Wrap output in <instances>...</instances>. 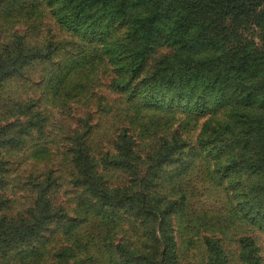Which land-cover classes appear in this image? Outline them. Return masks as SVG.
Here are the masks:
<instances>
[{"label":"trees","instance_id":"trees-1","mask_svg":"<svg viewBox=\"0 0 264 264\" xmlns=\"http://www.w3.org/2000/svg\"><path fill=\"white\" fill-rule=\"evenodd\" d=\"M0 25V259L264 264V0H0ZM31 159L45 169L14 213L12 165ZM216 187L223 214L194 211Z\"/></svg>","mask_w":264,"mask_h":264},{"label":"rangeland","instance_id":"rangeland-1","mask_svg":"<svg viewBox=\"0 0 264 264\" xmlns=\"http://www.w3.org/2000/svg\"><path fill=\"white\" fill-rule=\"evenodd\" d=\"M1 26V25H0ZM5 36H8V34H5ZM37 77V76H36ZM22 83H20L18 86L15 84L11 85V95L13 97H20V96H25L26 94L31 92V89H27L26 87L21 86ZM98 91L106 96H108V98H113V94L110 93L109 89L107 87L100 86L98 88ZM178 117H182V114L177 113L175 115V118ZM60 118V116H56L55 119ZM201 118V117H200ZM202 119V118H201ZM203 120V119H202ZM103 124L101 125V129H99V133L102 134L104 129L107 127V124L110 123L107 119H104ZM56 130L54 131V134H58L60 132L59 129H61L62 131V123H59L58 125H56ZM101 136V135H100ZM98 136V137H100ZM189 144L190 147L188 148V150H191L193 152L194 149H196L194 151V153H197L198 149H197V144L195 142V137H191L189 140ZM55 146L52 145L51 150L52 152H55ZM50 150V151H51ZM187 150V151H188ZM21 160H24L23 158H19ZM18 161V162H19ZM36 162L31 159V160H27L24 161L22 166L18 167V165L13 164L12 165V169L13 172L11 175H9V182L8 185L6 187L5 193L6 195H9L12 198V204H13V212L14 213H19L20 211H25L29 206L32 205L33 203V186H31V184H29L30 182H33L32 179H34L35 177H37V175L43 170L45 169V166H35ZM45 165V163H44ZM59 166L62 167H68L67 162L65 159L61 160L59 163ZM207 166V163L205 160H201L199 162V167H198V171L199 172H204L205 171V167ZM204 174V173H203ZM202 174V175H203ZM39 179V177H38ZM211 194L209 195H203V192H199L197 196L194 197L193 199V209L194 211L196 210H201V209H205V208H210L209 206H213L214 209H222V213L225 210V207L228 206L229 201L226 199V195L225 192L219 188H213L212 191L210 192ZM57 197L59 199L58 203H62V204H68L71 205L74 202L73 199V195L71 194V188H66L65 184H63L62 187H60ZM68 199V200H66ZM54 226L51 227V229L47 232L46 237L52 238L53 239V244L52 246L49 247V250H51L53 247H56L58 245V243L61 241L62 243V237L60 235V230L61 226L57 225L56 223L53 224ZM126 236V235H125ZM253 236L256 239L257 245L259 247V251L260 254L262 255L263 259H264V233L258 230H255L253 232ZM196 245V244H195ZM193 245V247L195 246ZM230 248L228 249L229 251H233L235 250V245L230 244ZM199 248L196 247L195 249H189L187 247V251H186V257L189 255L190 259L193 260L195 257V253L196 251H198ZM16 259V260H15ZM183 261L185 260V258L182 259ZM0 264H21L18 258H13V256H11L10 259H0ZM185 264H200L196 261H190L188 262L187 260L185 261Z\"/></svg>","mask_w":264,"mask_h":264}]
</instances>
